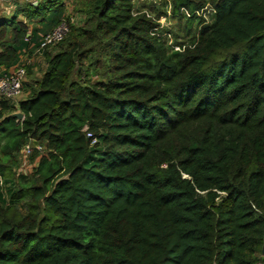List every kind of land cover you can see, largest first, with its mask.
<instances>
[{"label":"trees","instance_id":"trees-1","mask_svg":"<svg viewBox=\"0 0 264 264\" xmlns=\"http://www.w3.org/2000/svg\"><path fill=\"white\" fill-rule=\"evenodd\" d=\"M69 1L0 18V75L70 25L0 103V264H264V0H169L174 47L136 0Z\"/></svg>","mask_w":264,"mask_h":264},{"label":"rangeland","instance_id":"rangeland-1","mask_svg":"<svg viewBox=\"0 0 264 264\" xmlns=\"http://www.w3.org/2000/svg\"><path fill=\"white\" fill-rule=\"evenodd\" d=\"M30 1L36 0H0V18H9L15 12H17L21 7H25ZM36 3V2H35ZM136 8L142 11H151L153 16L156 17L159 23L160 30L162 31V36L164 37L168 45L174 47L177 43L189 39L190 35L187 30L186 19H180L172 13V7L169 4V0H136ZM67 20L70 21V24L82 25L83 17L80 14L75 13L74 11V2L70 0L67 2L66 6ZM204 15L209 22H211V8L206 7ZM18 19L21 21H26V15L20 14ZM195 28V24H194ZM57 48L50 49V52H55ZM28 54V53H27ZM27 54L24 55L25 65L33 66L32 75L28 76V81L39 79L42 77L45 69L46 62L44 54ZM27 61V62H26ZM30 61V62H28ZM27 68V67H26ZM19 166V165H18ZM15 172L19 168H15ZM27 169V168H26ZM30 171V168L26 172ZM15 177V176H14ZM14 179V178H13Z\"/></svg>","mask_w":264,"mask_h":264},{"label":"built area","instance_id":"built-area-1","mask_svg":"<svg viewBox=\"0 0 264 264\" xmlns=\"http://www.w3.org/2000/svg\"><path fill=\"white\" fill-rule=\"evenodd\" d=\"M69 33L70 25L67 22L60 23L50 32L42 36L40 46L35 53L42 54L46 49L63 42ZM27 81L28 75L25 65L4 70L0 75V103L8 102L18 108L25 98L24 87ZM88 136L91 137L92 135L89 133ZM35 151L43 152V147L39 144H34L32 141L24 146L19 155V169L16 171L17 174L26 175L28 173L26 171L30 166L29 158Z\"/></svg>","mask_w":264,"mask_h":264},{"label":"crops","instance_id":"crops-1","mask_svg":"<svg viewBox=\"0 0 264 264\" xmlns=\"http://www.w3.org/2000/svg\"><path fill=\"white\" fill-rule=\"evenodd\" d=\"M24 54H27V53H24ZM35 54V53H34ZM28 56H31L29 53L27 54ZM27 62V61H26ZM28 62H30V61H28ZM26 63H25V60H24V55L22 54L21 55V57H20V61H19V63L17 64V65H15V66H13V67H11L10 69H14V68H16L17 66H21V65H25ZM26 66V65H25ZM26 67H28V66H26ZM4 70H7L5 67H3L2 68V72L4 71Z\"/></svg>","mask_w":264,"mask_h":264},{"label":"water","instance_id":"water-1","mask_svg":"<svg viewBox=\"0 0 264 264\" xmlns=\"http://www.w3.org/2000/svg\"><path fill=\"white\" fill-rule=\"evenodd\" d=\"M14 116H15L17 119H19V120H22V119H23V114L20 113V112L15 113Z\"/></svg>","mask_w":264,"mask_h":264}]
</instances>
